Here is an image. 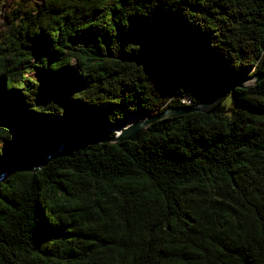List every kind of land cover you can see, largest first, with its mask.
I'll use <instances>...</instances> for the list:
<instances>
[{"label":"trees","instance_id":"trees-1","mask_svg":"<svg viewBox=\"0 0 264 264\" xmlns=\"http://www.w3.org/2000/svg\"><path fill=\"white\" fill-rule=\"evenodd\" d=\"M9 1L0 172L264 71V0ZM0 264H264V77L7 176Z\"/></svg>","mask_w":264,"mask_h":264},{"label":"water","instance_id":"water-1","mask_svg":"<svg viewBox=\"0 0 264 264\" xmlns=\"http://www.w3.org/2000/svg\"><path fill=\"white\" fill-rule=\"evenodd\" d=\"M263 77H264V71L258 74L249 75V76H246L244 79L238 80L236 82L228 83L225 87L218 89L213 94H211L209 97H207L206 99H204L203 101L199 102L196 105L169 107L161 112L139 118L133 124H126L124 127H121V128L119 127V129L117 128L118 130L114 136H107L106 135L107 130L105 129L98 130L97 132L89 135L85 139H81L77 137V135L73 131H68L66 133H59L54 138L55 145H54L53 150L47 156L41 159H38V160H34L29 163H22V164L13 163L9 165L4 171L0 172V182L3 179V177H7L11 175L16 170L36 171L42 168L47 163V161L53 156L62 154L63 151L58 152V148H57V144L60 141L59 139H62L61 141L64 142L65 147H67L71 143H75L78 141L81 142L82 144H95V143H103V142L111 143V142H120L123 140L137 141L140 138V136L144 133V131L147 129V127L155 120L168 117V116L185 114L190 111L205 112L208 108H210L220 99L225 97L226 94L229 93L230 90L234 86L245 87V84L243 82L250 80L251 83H255Z\"/></svg>","mask_w":264,"mask_h":264},{"label":"rangeland","instance_id":"rangeland-1","mask_svg":"<svg viewBox=\"0 0 264 264\" xmlns=\"http://www.w3.org/2000/svg\"><path fill=\"white\" fill-rule=\"evenodd\" d=\"M3 1H5V4H10V3H9V2H10L9 0H0V5H1V3H2ZM5 25H6V26H10V25H11V21H10L9 19H6ZM5 31H6V27H5ZM29 76H30L32 79H35V80L40 79V78H41L40 70H39V69H35L34 72H31V73L29 74ZM244 78H245V77H240V80H241V79H244ZM243 83H244L245 86H246V85L251 84V81L248 80V81H245V82H243ZM182 98H183L182 101H183L184 103H186V104H189V103H190L189 100H188L185 96H183ZM130 116H132V117H130ZM128 117H129V118H127V120L123 123V125L119 126L120 128H121V127H124L126 124H133V123L136 122L139 118L146 117V116H145V115L142 116V115H140L139 113H133V114L129 115ZM132 118H133V119H132ZM130 119H132V120H130ZM131 122H132V123H131ZM119 127H113V129L105 128V130H107L106 132L114 131V132L116 133L117 130L119 129ZM117 128H118V129H117ZM102 130H103V129H102ZM66 132H67V127H66V129H64L63 131H61V132H59V133H66ZM59 133H57V134H59ZM54 138H55V137H54ZM59 140H60V141H59L58 144H57V148H58V152H61V151L64 150L65 145H64V142L61 141L62 139H59ZM111 143H114V142H111ZM95 144H97V143H95ZM63 145H64V146H63ZM61 146H63V147H61ZM0 152H1L3 155L6 154V151H5V145H4L2 142L0 143ZM5 178H6V177H3V179H2L1 181H3Z\"/></svg>","mask_w":264,"mask_h":264},{"label":"bare ground","instance_id":"bare-ground-1","mask_svg":"<svg viewBox=\"0 0 264 264\" xmlns=\"http://www.w3.org/2000/svg\"><path fill=\"white\" fill-rule=\"evenodd\" d=\"M130 117H132V116H130ZM129 118V117H128ZM133 119V118H132ZM132 119H130V120H132Z\"/></svg>","mask_w":264,"mask_h":264}]
</instances>
